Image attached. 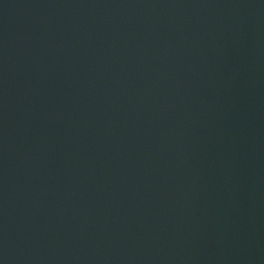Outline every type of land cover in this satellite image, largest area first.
<instances>
[{"label":"water","instance_id":"95a60500","mask_svg":"<svg viewBox=\"0 0 264 264\" xmlns=\"http://www.w3.org/2000/svg\"><path fill=\"white\" fill-rule=\"evenodd\" d=\"M0 264H264V0H0Z\"/></svg>","mask_w":264,"mask_h":264}]
</instances>
